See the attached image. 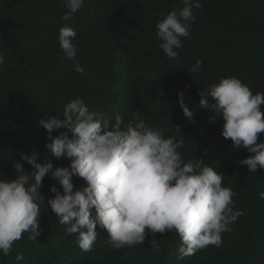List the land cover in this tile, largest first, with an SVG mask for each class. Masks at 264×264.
Segmentation results:
<instances>
[{"label":"trees","instance_id":"16d2710c","mask_svg":"<svg viewBox=\"0 0 264 264\" xmlns=\"http://www.w3.org/2000/svg\"><path fill=\"white\" fill-rule=\"evenodd\" d=\"M200 2L202 7L193 9L190 36L183 38L178 56L169 59L159 46L156 24L162 14L182 7L180 0H85L68 21L62 19L64 0H0V53L5 57L0 65V179L15 178L12 162L21 151H37L38 159H51L54 168L69 166L68 159H56L45 147L47 131L38 120L46 114L63 118L64 106L79 97L104 118L120 114L125 124L138 118L166 137H182V158L203 159L223 173V186L237 193L235 208L246 214L222 233L219 247L209 245L183 259H177L181 238L175 231L153 235L146 229L142 243L117 250L99 225L92 250L85 252L76 243L78 233L68 234L67 225L47 206L55 195L51 186L63 192L49 174L39 189L45 202L40 234L31 240L23 233L9 255L0 253V264H264V200L259 198L264 169L251 173L238 163L249 153L234 149L222 136V118L211 121V110L199 107L198 95L221 77L239 78L253 94L264 93V0ZM65 24L76 32L72 42L83 73L75 71L60 47L59 28ZM197 59L203 67L193 73ZM180 91L193 110L191 120L178 102ZM177 126L180 133L174 131ZM73 184L75 191L85 181L74 176ZM18 253L23 254L19 262Z\"/></svg>","mask_w":264,"mask_h":264},{"label":"clouds","instance_id":"9594fccd","mask_svg":"<svg viewBox=\"0 0 264 264\" xmlns=\"http://www.w3.org/2000/svg\"><path fill=\"white\" fill-rule=\"evenodd\" d=\"M67 11L62 19L68 21L80 11L85 0H64ZM182 7L173 9L156 24L160 48L169 59L178 56L183 38L190 36L195 21L193 9L202 7L200 0H180ZM74 28L65 24L59 28L58 40L65 57L78 73L84 68L77 59L73 39ZM5 57L0 53V65ZM203 61L197 59L190 68L199 73ZM184 92L178 102L188 119L193 110L185 103ZM199 107L211 110V121L223 120L222 136L230 139L234 149H246L249 155L238 161L249 172L264 169V93L253 94L251 88L236 77H221L217 83L199 92ZM62 117L45 115L38 126L47 131L45 147L56 159L69 160L67 167H53L51 159H38L39 153L21 151L20 159L12 162L14 179H0V253L10 254L14 242L29 233L36 240L44 202L39 192L46 175L57 180L55 193L47 200L58 222L68 234L78 233L82 251H91L97 240V225L105 229L112 247H132L145 240L146 229L153 235L175 231L181 238L177 259L195 254L209 245L219 247L222 233L231 231L229 225L246 210L235 208L237 195L222 184L224 174L205 164L203 159L185 161L178 149L183 138L166 137L162 130L149 126L142 119L124 123L120 114L114 120L89 110L79 97L70 100ZM65 129L53 136V130ZM180 133L179 126L174 130ZM69 133L71 135H69ZM21 161L31 166L25 170ZM85 184L74 189L73 177ZM264 200V191L259 193ZM92 209L95 215H92ZM158 250L157 241H151ZM23 254L16 255V261Z\"/></svg>","mask_w":264,"mask_h":264}]
</instances>
